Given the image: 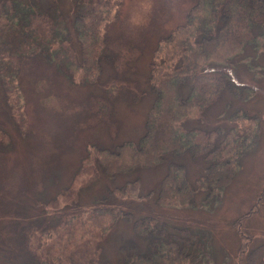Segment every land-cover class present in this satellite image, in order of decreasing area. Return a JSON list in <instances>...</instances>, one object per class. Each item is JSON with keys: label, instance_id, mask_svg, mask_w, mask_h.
Here are the masks:
<instances>
[{"label": "trees", "instance_id": "16d2710c", "mask_svg": "<svg viewBox=\"0 0 264 264\" xmlns=\"http://www.w3.org/2000/svg\"><path fill=\"white\" fill-rule=\"evenodd\" d=\"M100 1L76 0L71 25L77 35L83 37V40L78 37L77 42L78 48L81 45L84 48L81 57L86 56L76 66L84 71L81 77L85 84L104 81L99 77L103 60L115 72L106 76L108 81L104 83L102 95L94 96L92 101L70 102L59 114L71 115L77 125H85L82 120L87 114L98 119L96 121L104 119L112 128L116 124V94H124L128 89V97L136 91L133 100L143 95L132 85L137 83L121 67L125 57L139 49L131 42L111 41L104 33L102 21L105 17L97 6ZM0 8L9 12L5 20L0 19V74L8 80L14 79L21 73L24 63L31 61L35 65L37 59L50 57L56 63L51 64L75 80V70L69 67V59L75 50L70 36L72 30L70 25L60 26L59 20L62 23L63 18L60 12L50 15L53 12L43 8L37 0H0ZM12 13L21 15L14 27L11 26ZM263 25L264 0H196L186 22L175 25L158 38L149 62L148 82L155 97L145 134L136 143L125 141L114 147L92 144L88 159L92 162L93 158L96 167L109 177L166 164L167 171L158 191L159 205L184 207L195 204L198 191L205 192L204 203L214 201L216 194L229 185L241 157L258 138L256 118L234 112L235 126L230 131L236 137L230 150L226 138L217 136L220 128H187L185 121L190 118L193 108L197 109L195 118L202 119L203 111L226 89L237 97L243 94L247 87L242 84L246 83L236 82L232 73L222 68L208 69L206 61L220 46L243 47L251 34L253 38L256 27L264 33ZM55 48L57 50L53 51ZM17 93L16 98L20 100L22 90L18 89ZM58 99L60 97L49 98L48 105L53 111L59 110L57 106L55 108ZM15 117L26 126L25 116ZM243 119L249 123H240ZM8 140V132L0 126V154L4 153L1 148ZM187 151L206 163L204 174L194 182L187 178L184 163L177 159ZM126 154L133 157L126 158ZM84 167L83 164L74 188L91 180V177L78 180ZM137 181L138 178L113 187L110 193L122 197L127 187ZM74 188H67L65 193ZM75 197V192H71L70 210L53 211L44 207L47 215L41 213L31 218L20 210L21 204L17 200H8L11 209L0 213V264H110L104 258L101 242L112 237L122 217L132 221L134 230V234L117 247L122 264H191L195 249L201 244L199 235L189 227L170 229L152 214L134 219L130 211L112 204L107 196L88 207L77 203ZM56 199L51 198L47 203L51 205ZM4 201L0 199L2 205H5ZM245 217L238 224L243 252L253 241V236L241 227ZM263 254L264 246L256 248L248 254V262L263 264Z\"/></svg>", "mask_w": 264, "mask_h": 264}, {"label": "rangeland", "instance_id": "374dc122", "mask_svg": "<svg viewBox=\"0 0 264 264\" xmlns=\"http://www.w3.org/2000/svg\"><path fill=\"white\" fill-rule=\"evenodd\" d=\"M38 1L43 8L53 12L50 15H56L54 12L62 14V23L59 20L61 27L62 24L71 27L70 36L75 50L69 59V67L75 70V80L51 64L56 63L50 57L37 59L35 65L31 61L24 63L22 74H17L14 79L8 80L4 74H0V126L8 132L9 137L7 145L1 148L4 153L0 154V199L5 200V205L0 203V213L11 209L8 200H17L21 204L20 210L31 218L41 213L47 215L46 208L53 211L70 210L71 192H75L76 202L85 207L107 196L112 204L130 211L134 219L152 214L170 229L189 227L197 233L201 244L195 249L191 264H250L248 254L264 246V33H260L261 28L254 29L253 38L251 34L243 47L220 46L206 61L208 69L222 68L231 72L236 82L246 83L242 84L247 87L243 94L237 97L226 89L203 111L202 119L195 118L197 109L193 108L190 118L185 121L187 128H220L217 136L226 138L230 150L235 144L236 135L230 130L235 126L233 114L237 112L256 118L258 138L241 157L229 185L216 194L214 201L204 203L205 192L198 191L195 204L184 207L159 205L158 191L167 171L166 164L109 177L96 167L93 158L91 162L87 156L92 144L114 147L125 141L136 143L145 134L148 113L155 97L148 82L149 62L158 38L175 25L186 22L187 14L196 0H101L97 5L105 17L102 21L103 31L110 40L131 42L139 49V52L125 57L121 67L137 83L132 85L143 95L133 100L136 91L128 97V89L124 94H116V124L112 128L104 119L96 121L98 119L90 118L87 114L82 120L85 125L74 123L69 114L66 117L59 114L70 102L92 101L94 96L102 95L104 83L108 81L105 80L106 76L109 73L113 75L115 71L103 60V71L99 77L104 81L101 84L83 83L81 74L84 75V71L76 63L84 61L86 56L81 57L84 48L83 45L78 48L80 36L71 25L76 0ZM8 13L7 9L0 8V19L5 20ZM20 17L16 13L11 14L14 19L12 27ZM60 37L58 34L57 40ZM80 38L83 40V37ZM18 89L22 90L20 100L16 98ZM59 97L55 105L59 110L53 111L48 105L49 98ZM15 115L19 118L25 116V127ZM240 123L244 125L249 121L243 119ZM125 157L133 156L126 154ZM177 159L184 163L190 181L194 182L204 174L206 163L201 157H193L187 151ZM83 164L84 172L78 180L90 177L91 180L86 185L74 188ZM136 178L138 181L129 185L122 197L110 193L113 187ZM69 187L74 189L67 194L65 190ZM51 198H57L52 206L47 203ZM244 216L241 227L253 236V241L243 252L238 224ZM133 234L132 221L122 217L112 237L101 242L104 258L110 264H122L117 247ZM262 260L264 264V254Z\"/></svg>", "mask_w": 264, "mask_h": 264}]
</instances>
